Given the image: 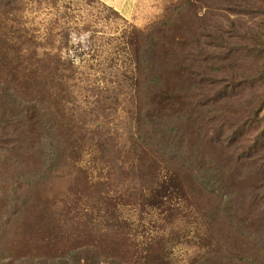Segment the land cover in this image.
<instances>
[{
  "label": "rangeland",
  "instance_id": "374dc122",
  "mask_svg": "<svg viewBox=\"0 0 264 264\" xmlns=\"http://www.w3.org/2000/svg\"><path fill=\"white\" fill-rule=\"evenodd\" d=\"M145 76L168 100L140 131ZM34 100L55 110L52 137ZM91 250L264 264V0H0V264Z\"/></svg>",
  "mask_w": 264,
  "mask_h": 264
},
{
  "label": "trees",
  "instance_id": "16d2710c",
  "mask_svg": "<svg viewBox=\"0 0 264 264\" xmlns=\"http://www.w3.org/2000/svg\"><path fill=\"white\" fill-rule=\"evenodd\" d=\"M52 54L54 55L55 61L60 66V69L65 68L64 70H66V68L69 67V65H71V62L69 60H67V58H65L64 52L58 50V51L52 52ZM144 78H145V82H146L145 89L149 94H151L152 98L143 101V103L140 106V111H139L138 118H137L138 120L137 119L135 120L136 125H137V127H139V129L141 127H143L147 123V121L149 119H152V117H153V115H148L147 110H149L150 108H154V107L159 106L158 107V110H159L158 115H159L160 111L162 110L159 103L162 101H164L166 103L168 100V99H162L164 96H161V94L164 93L165 86L159 80L158 77H156V76H151V77L145 76ZM27 103H28L27 101L22 100V104L26 105ZM31 111L38 118V120H37L38 128L37 129H38V131H40V134H43L45 131H47V133H49L48 137L50 136V134L52 137V134L54 132H56V130H58L60 127L58 125V120H56V118H55V115H56L55 110L54 109H52V111L50 110L51 114H53V117H52L48 108L46 109L37 100H34V103L32 104ZM140 131H141V129H140ZM138 138H139V141L140 142L142 141L141 143H143V145H142L143 149H145L146 146H144V145L146 144L147 146H150L151 148L155 147L156 149H159V151L161 153H167L168 154V153L174 152L173 150L175 148L173 145L168 147V152H166L165 149L161 148V145L158 143V135H156V134L148 135V134L143 133ZM48 156L50 157V159L54 158V155H52V153H48ZM175 189L176 188L173 189L171 187L170 190H166L167 194H169L171 196L173 194L176 195ZM152 190L153 189H149L148 191H152ZM164 195H166V194H164ZM148 196L150 198V196H152V195L149 194ZM158 196H161V195L156 194L155 199L152 200L157 205H159L160 201H161V200H159ZM177 197H180V196H177ZM180 199H181V197H180ZM180 199H179V201H180ZM91 252H92V255H91L92 257H91V260L87 264H100L99 261H100L101 257L98 256V254L96 252H94L93 250H91ZM110 260L114 263H125V262H122L121 260H118V258H110Z\"/></svg>",
  "mask_w": 264,
  "mask_h": 264
},
{
  "label": "crops",
  "instance_id": "0c3cea01",
  "mask_svg": "<svg viewBox=\"0 0 264 264\" xmlns=\"http://www.w3.org/2000/svg\"><path fill=\"white\" fill-rule=\"evenodd\" d=\"M103 1L113 6L115 9L121 10L124 13H127L130 7V0H103Z\"/></svg>",
  "mask_w": 264,
  "mask_h": 264
}]
</instances>
